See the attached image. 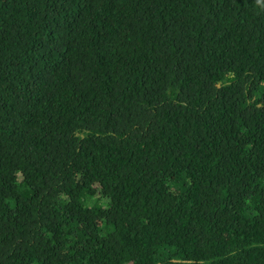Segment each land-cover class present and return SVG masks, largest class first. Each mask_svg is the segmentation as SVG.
I'll return each instance as SVG.
<instances>
[{
	"label": "trees",
	"instance_id": "16d2710c",
	"mask_svg": "<svg viewBox=\"0 0 264 264\" xmlns=\"http://www.w3.org/2000/svg\"><path fill=\"white\" fill-rule=\"evenodd\" d=\"M0 264H264V0H0Z\"/></svg>",
	"mask_w": 264,
	"mask_h": 264
}]
</instances>
